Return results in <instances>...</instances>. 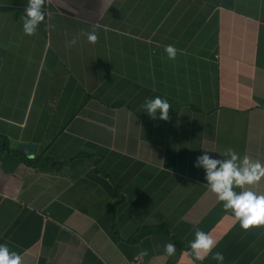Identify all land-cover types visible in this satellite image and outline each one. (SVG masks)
<instances>
[{
    "label": "crops",
    "instance_id": "1",
    "mask_svg": "<svg viewBox=\"0 0 264 264\" xmlns=\"http://www.w3.org/2000/svg\"><path fill=\"white\" fill-rule=\"evenodd\" d=\"M26 5L0 0V244L23 264H218L190 255L200 229L222 264H264V226L193 166L264 164V0H46L33 36ZM156 96L168 121L142 107Z\"/></svg>",
    "mask_w": 264,
    "mask_h": 264
},
{
    "label": "clouds",
    "instance_id": "2",
    "mask_svg": "<svg viewBox=\"0 0 264 264\" xmlns=\"http://www.w3.org/2000/svg\"><path fill=\"white\" fill-rule=\"evenodd\" d=\"M45 3L46 0H27L22 18L23 31L26 35H35L46 16L49 20L51 19L50 14L44 11ZM46 27L51 29L54 25L49 23ZM82 34L87 37L89 43L98 42L99 35L95 28ZM76 42L77 40L73 39L69 45H75ZM165 52L170 60L176 58L177 49L174 46H166ZM142 107L152 119L158 118L163 121L170 119L171 104L165 98L156 96L146 99ZM219 157L222 158L214 157L210 155V152L204 151L196 157L193 166L204 169L209 190L216 195L218 201L223 203L226 211L230 210L234 214L242 229L264 226V193L235 190L236 188L243 189L246 185H254L264 178V164L253 161L248 156L241 158L239 153L232 148L225 149ZM194 236V240L189 245L190 255L194 256L195 260L203 261L211 254L213 260L222 264L223 253L212 252L218 241L211 234L200 229L195 230ZM164 251L168 256L174 255L175 245L171 242L165 244ZM0 264H23V262L20 254L10 250L7 244H0Z\"/></svg>",
    "mask_w": 264,
    "mask_h": 264
},
{
    "label": "water",
    "instance_id": "3",
    "mask_svg": "<svg viewBox=\"0 0 264 264\" xmlns=\"http://www.w3.org/2000/svg\"><path fill=\"white\" fill-rule=\"evenodd\" d=\"M22 148H24L26 152H29V150L32 149V146H30V145H22Z\"/></svg>",
    "mask_w": 264,
    "mask_h": 264
},
{
    "label": "built area",
    "instance_id": "4",
    "mask_svg": "<svg viewBox=\"0 0 264 264\" xmlns=\"http://www.w3.org/2000/svg\"><path fill=\"white\" fill-rule=\"evenodd\" d=\"M139 258H140V257L137 255V256H135L134 260H137V261H138Z\"/></svg>",
    "mask_w": 264,
    "mask_h": 264
}]
</instances>
